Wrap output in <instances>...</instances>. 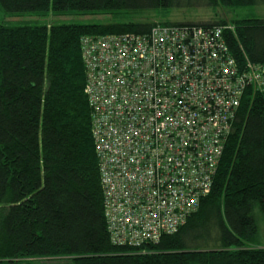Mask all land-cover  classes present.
<instances>
[{
  "label": "trees",
  "instance_id": "trees-1",
  "mask_svg": "<svg viewBox=\"0 0 264 264\" xmlns=\"http://www.w3.org/2000/svg\"><path fill=\"white\" fill-rule=\"evenodd\" d=\"M264 0H0L9 16L107 15L106 23L0 21V264H264V84L237 108L210 192L172 234L114 245L105 218L81 39L157 25L223 26L238 62L264 68V18L119 21L134 12Z\"/></svg>",
  "mask_w": 264,
  "mask_h": 264
},
{
  "label": "built area",
  "instance_id": "built-area-1",
  "mask_svg": "<svg viewBox=\"0 0 264 264\" xmlns=\"http://www.w3.org/2000/svg\"><path fill=\"white\" fill-rule=\"evenodd\" d=\"M233 25H160L81 39L104 211L114 245L172 234L211 190L246 89L264 68L238 62Z\"/></svg>",
  "mask_w": 264,
  "mask_h": 264
},
{
  "label": "rangeland",
  "instance_id": "rangeland-1",
  "mask_svg": "<svg viewBox=\"0 0 264 264\" xmlns=\"http://www.w3.org/2000/svg\"><path fill=\"white\" fill-rule=\"evenodd\" d=\"M231 17L236 18H264V4L247 7L244 9L234 10V12H228L223 10H212L206 6H195L190 8H174L170 10H155V11H144L123 14L118 17L119 21H170V22H203L214 19H226L229 20ZM112 19L107 15H76L68 14L63 16H47L37 17L32 15H23L12 17L4 14L0 10V21L13 25L23 24H37V25H60L70 23H106ZM232 25V24H229ZM258 231L259 234L264 237V222L259 212Z\"/></svg>",
  "mask_w": 264,
  "mask_h": 264
},
{
  "label": "bare ground",
  "instance_id": "bare-ground-1",
  "mask_svg": "<svg viewBox=\"0 0 264 264\" xmlns=\"http://www.w3.org/2000/svg\"><path fill=\"white\" fill-rule=\"evenodd\" d=\"M108 231V230H107Z\"/></svg>",
  "mask_w": 264,
  "mask_h": 264
}]
</instances>
